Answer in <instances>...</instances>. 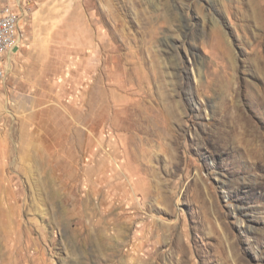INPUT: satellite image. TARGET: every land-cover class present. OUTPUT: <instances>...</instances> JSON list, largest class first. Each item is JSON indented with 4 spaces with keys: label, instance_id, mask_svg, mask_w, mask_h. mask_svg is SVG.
<instances>
[{
    "label": "rangeland",
    "instance_id": "1",
    "mask_svg": "<svg viewBox=\"0 0 264 264\" xmlns=\"http://www.w3.org/2000/svg\"><path fill=\"white\" fill-rule=\"evenodd\" d=\"M4 1L0 264H264V0Z\"/></svg>",
    "mask_w": 264,
    "mask_h": 264
},
{
    "label": "built area",
    "instance_id": "2",
    "mask_svg": "<svg viewBox=\"0 0 264 264\" xmlns=\"http://www.w3.org/2000/svg\"><path fill=\"white\" fill-rule=\"evenodd\" d=\"M20 30L19 12L10 3L0 0V85L7 76L9 53L19 44Z\"/></svg>",
    "mask_w": 264,
    "mask_h": 264
},
{
    "label": "bare ground",
    "instance_id": "3",
    "mask_svg": "<svg viewBox=\"0 0 264 264\" xmlns=\"http://www.w3.org/2000/svg\"><path fill=\"white\" fill-rule=\"evenodd\" d=\"M215 22V21H214ZM215 25H217L216 23H215ZM257 59V58H256ZM261 65V64H260ZM262 67V66H261Z\"/></svg>",
    "mask_w": 264,
    "mask_h": 264
},
{
    "label": "crops",
    "instance_id": "4",
    "mask_svg": "<svg viewBox=\"0 0 264 264\" xmlns=\"http://www.w3.org/2000/svg\"><path fill=\"white\" fill-rule=\"evenodd\" d=\"M7 62H8V61H7ZM7 65H8V64L6 63V68H7Z\"/></svg>",
    "mask_w": 264,
    "mask_h": 264
}]
</instances>
